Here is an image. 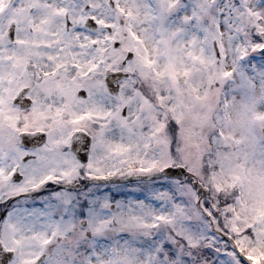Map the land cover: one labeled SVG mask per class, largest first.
<instances>
[{"label":"snow or ice","instance_id":"obj_1","mask_svg":"<svg viewBox=\"0 0 264 264\" xmlns=\"http://www.w3.org/2000/svg\"><path fill=\"white\" fill-rule=\"evenodd\" d=\"M0 264H264V0H0Z\"/></svg>","mask_w":264,"mask_h":264}]
</instances>
